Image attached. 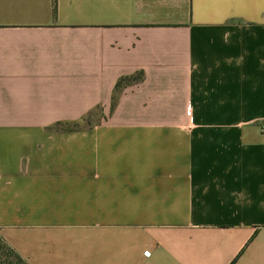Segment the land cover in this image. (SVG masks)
<instances>
[{"label":"crops","instance_id":"1","mask_svg":"<svg viewBox=\"0 0 264 264\" xmlns=\"http://www.w3.org/2000/svg\"><path fill=\"white\" fill-rule=\"evenodd\" d=\"M0 238L27 264H264V0H0Z\"/></svg>","mask_w":264,"mask_h":264},{"label":"trees","instance_id":"2","mask_svg":"<svg viewBox=\"0 0 264 264\" xmlns=\"http://www.w3.org/2000/svg\"><path fill=\"white\" fill-rule=\"evenodd\" d=\"M142 78L141 74L132 77L121 78L115 85L114 95L112 97V108L115 105L116 95L121 91V89L130 84L137 83ZM88 116L87 118L82 119L79 122L66 124V131H74L80 128V126L84 123L86 125H90V120ZM0 264H27L22 258H20L12 249H10L0 238Z\"/></svg>","mask_w":264,"mask_h":264},{"label":"rangeland","instance_id":"3","mask_svg":"<svg viewBox=\"0 0 264 264\" xmlns=\"http://www.w3.org/2000/svg\"><path fill=\"white\" fill-rule=\"evenodd\" d=\"M99 116H100V112H98V111L94 112V113L91 115V117L89 118L90 122H91V123H95L96 121H98V120L100 119ZM82 125L84 126V123H83ZM82 125H81V126H82Z\"/></svg>","mask_w":264,"mask_h":264},{"label":"built area","instance_id":"4","mask_svg":"<svg viewBox=\"0 0 264 264\" xmlns=\"http://www.w3.org/2000/svg\"><path fill=\"white\" fill-rule=\"evenodd\" d=\"M146 255H148V253H146Z\"/></svg>","mask_w":264,"mask_h":264}]
</instances>
